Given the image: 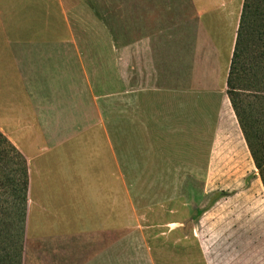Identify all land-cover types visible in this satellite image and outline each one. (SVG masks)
<instances>
[{
	"label": "rangeland",
	"instance_id": "1",
	"mask_svg": "<svg viewBox=\"0 0 264 264\" xmlns=\"http://www.w3.org/2000/svg\"><path fill=\"white\" fill-rule=\"evenodd\" d=\"M204 3L209 4L207 11L198 8L194 0H62L59 7L72 23L73 35L84 41V67L96 74L84 76V105H88L84 112L90 118L84 128L87 133L99 130L111 136L112 141H107L108 151L115 164L121 165L124 181L132 187L128 194H122V212L136 210L143 226L166 229L167 226H160L161 208L154 204L161 199L158 182H163L164 190H167L165 185L169 188L171 205L186 204L181 233L185 235V244L179 243L176 247L180 237L166 238L167 264H199L196 227L202 232L203 243L209 246L224 239L228 231L232 236L227 238V243L236 244L239 239L236 235L242 233V245L259 250L251 260L264 262L263 183L250 150L242 141L226 86L243 0H206ZM54 5L60 15V8ZM158 61L165 71L166 87L171 89L172 77H177V87L184 93L186 106L192 108L188 111L185 108L192 116L188 118L184 114V123L178 126L184 131L178 132L175 150L173 139L165 132L171 125L164 128L160 124H145L148 119L159 116L147 110L149 104L141 91L153 83H161L162 77L153 76V64ZM118 68L120 73L116 71ZM130 89L138 92L136 97L135 94L129 97ZM171 112L167 111L169 116ZM92 117L99 119L97 129L91 123ZM190 119H199V123L188 125ZM161 133L167 134V138L155 143L167 147L168 168L156 173L158 156L152 160L151 156H145L144 150L150 135ZM237 137L241 141L237 142ZM4 148L10 163L0 171V264H57L50 260L54 250L47 245L39 248L30 242L29 203L25 217L21 194L24 162L12 147L5 145ZM8 168L14 171L10 177L6 175ZM146 181L149 184L144 185ZM148 191L153 195H148ZM215 198L222 202L216 207L215 215L209 218L202 214L201 225L198 220H192L197 216V209L204 213ZM148 205L153 209L145 218ZM84 222L88 224V220ZM33 224L32 214L31 231ZM129 225L122 221L119 235H131L133 228L127 234L123 231ZM109 238L103 239L94 230L78 239L85 244L84 264L99 249L98 240L104 245ZM130 238L126 237L120 251H116L119 264H135L133 249L126 242ZM75 244L78 247L76 241Z\"/></svg>",
	"mask_w": 264,
	"mask_h": 264
},
{
	"label": "crops",
	"instance_id": "2",
	"mask_svg": "<svg viewBox=\"0 0 264 264\" xmlns=\"http://www.w3.org/2000/svg\"><path fill=\"white\" fill-rule=\"evenodd\" d=\"M44 1L42 4L40 0H0V131L29 163L30 242L39 248L47 245L54 250L50 260L57 264H84L85 244L84 240L80 242L78 239L96 230L97 235H103V239L104 236L110 237V241L101 245L98 240L100 247L88 257V264H119L116 251H120L128 236L131 238L126 242L133 249L135 264H167L166 238L180 237L176 247L179 243L185 244V235L181 233L184 232L182 211L186 204L183 203L182 207L179 202L171 205L169 188L165 185L167 190H164L163 182H158L161 199L151 202L155 207L160 206V226H167L166 229L152 230L156 226H143L136 210L122 212L121 197L131 184L124 181L121 165L115 164L108 151L107 141H112L111 136L99 130L87 133L84 128L90 119L84 112L88 108L84 105V76H96L94 70L84 67V41L73 35L72 23L59 7L62 0ZM205 1L194 0L198 8L207 11L209 4ZM54 4L60 8V15ZM160 61L153 64V76L162 77L161 83H153L152 87L141 90L149 104L147 110L159 115L148 119L145 124H160L164 128L171 125V129L165 132L173 139L175 150L178 132L184 131L178 126L184 123V114L187 113L188 118L192 116L185 108L187 111L192 108L186 106L184 93L177 87V77H172L171 89L166 87L165 71L161 70ZM116 71L120 73V68ZM128 93L131 98L138 92L130 89ZM168 110L172 111L170 116ZM198 121L190 119L188 125H197ZM98 122L99 119L92 117L95 129ZM166 138L167 134H151L150 142L145 143V156H151L152 160L158 156L155 159L159 162L156 173L168 168L167 147L155 143ZM235 140L239 142L241 138ZM242 141L246 143L244 136ZM146 170L149 171L148 166ZM147 184L146 181L144 185ZM149 194L153 195V192L148 191ZM220 200L215 198L211 207L202 212L203 216L215 215L216 207L222 204ZM147 208L145 218L153 209L152 205ZM198 212H201L200 208L195 214ZM32 214L34 224L31 231ZM202 214L197 218L200 225ZM195 217L192 220L197 221ZM84 220H88V224ZM122 221L130 223L123 231L127 234L133 228L131 235H119ZM194 232L195 237H199V264H264L251 260L259 250L242 245V233L236 235L239 237L236 244L227 243V238L232 236L228 231L224 239L209 246L203 243L200 229L196 227ZM75 241L78 247H75Z\"/></svg>",
	"mask_w": 264,
	"mask_h": 264
},
{
	"label": "trees",
	"instance_id": "3",
	"mask_svg": "<svg viewBox=\"0 0 264 264\" xmlns=\"http://www.w3.org/2000/svg\"><path fill=\"white\" fill-rule=\"evenodd\" d=\"M227 96L264 186V0H243L227 78ZM5 145L17 151L24 162L21 194L25 204L23 214L27 217L29 163L0 131V169H6L10 163ZM7 171L4 172L7 177L14 172L10 168ZM201 214L202 211L198 212L195 219Z\"/></svg>",
	"mask_w": 264,
	"mask_h": 264
}]
</instances>
